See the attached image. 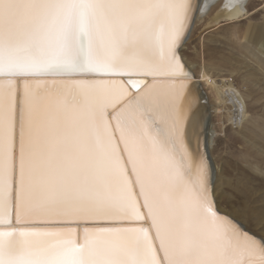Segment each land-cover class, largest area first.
I'll return each mask as SVG.
<instances>
[{
    "label": "snow or ice",
    "instance_id": "snow-or-ice-1",
    "mask_svg": "<svg viewBox=\"0 0 264 264\" xmlns=\"http://www.w3.org/2000/svg\"><path fill=\"white\" fill-rule=\"evenodd\" d=\"M200 7L0 0V264H264L193 124Z\"/></svg>",
    "mask_w": 264,
    "mask_h": 264
},
{
    "label": "rangeland",
    "instance_id": "rangeland-1",
    "mask_svg": "<svg viewBox=\"0 0 264 264\" xmlns=\"http://www.w3.org/2000/svg\"><path fill=\"white\" fill-rule=\"evenodd\" d=\"M213 8L195 20L182 53L197 75L205 70L216 81L219 91L227 79L245 104L243 120L236 123L230 101L204 88L207 151L219 207L259 231L264 224V1L250 0L246 16L233 21Z\"/></svg>",
    "mask_w": 264,
    "mask_h": 264
},
{
    "label": "bare ground",
    "instance_id": "bare-ground-1",
    "mask_svg": "<svg viewBox=\"0 0 264 264\" xmlns=\"http://www.w3.org/2000/svg\"><path fill=\"white\" fill-rule=\"evenodd\" d=\"M249 1L250 0H200L201 7L199 14L195 16L192 24L190 25V28L185 36V41L180 49L181 57L184 60L186 67L190 70L192 74H194L195 77L193 80L190 81V83L195 86L194 92L196 95L195 111L193 113V124L200 133L201 146L204 145L205 141L207 142L206 138L208 132L207 130L209 118V106L207 104V101L205 102V100H207L208 98V95L205 92L204 88L206 87L213 90L216 89L217 91V88H219L220 86H218L216 81H214L213 78L209 74H207L205 70H203L202 73L197 75L195 67L185 59L182 50L190 36L195 20H197L202 14H205L209 10L211 11L214 7L213 10L218 9L217 14L220 18H226V21H233L235 19H239L246 16V4L249 3ZM226 80H223L224 84L221 86L222 91H217L218 99L222 100V96H225V98L230 101L229 104L233 107V120L236 123L242 122L245 113V104L243 100H241L237 95L238 92L234 88V86L231 84H227Z\"/></svg>",
    "mask_w": 264,
    "mask_h": 264
},
{
    "label": "water",
    "instance_id": "water-1",
    "mask_svg": "<svg viewBox=\"0 0 264 264\" xmlns=\"http://www.w3.org/2000/svg\"><path fill=\"white\" fill-rule=\"evenodd\" d=\"M207 100H205V102H206Z\"/></svg>",
    "mask_w": 264,
    "mask_h": 264
}]
</instances>
